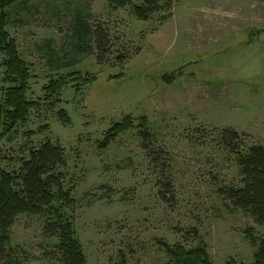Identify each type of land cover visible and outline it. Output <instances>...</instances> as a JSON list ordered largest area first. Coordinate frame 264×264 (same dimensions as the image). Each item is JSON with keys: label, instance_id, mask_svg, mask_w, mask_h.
<instances>
[{"label": "rangeland", "instance_id": "rangeland-1", "mask_svg": "<svg viewBox=\"0 0 264 264\" xmlns=\"http://www.w3.org/2000/svg\"><path fill=\"white\" fill-rule=\"evenodd\" d=\"M77 16L108 30L107 61H98L94 47L75 49ZM7 31L30 65V101L44 98L57 72L52 65L97 76L80 93L65 91L59 109L68 112L69 125L42 107L0 142V165L9 171L47 139L65 148L75 228L88 264H165L159 241L192 249L187 232L193 229L213 264H254L247 231L264 239V228L218 196L219 187L239 178L234 158L213 138L232 129L243 136L242 148L264 144V0H184L151 22L107 0H23ZM119 54L128 58L124 66L115 63ZM171 75L167 84L163 77ZM7 87L0 70V104ZM143 116L157 135L149 152L134 131L98 148L114 124ZM57 243L45 237L37 217L21 216L11 229L23 264H60Z\"/></svg>", "mask_w": 264, "mask_h": 264}, {"label": "trees", "instance_id": "trees-1", "mask_svg": "<svg viewBox=\"0 0 264 264\" xmlns=\"http://www.w3.org/2000/svg\"><path fill=\"white\" fill-rule=\"evenodd\" d=\"M181 1L184 0H142L140 4H134L132 0H107L111 8H130L131 15L141 22H151L158 14L171 12L174 5ZM22 2L0 0V70H3L4 82L8 85L3 90L4 101L0 104V142L18 133L20 127L28 124L32 111L42 107L54 112L63 125H69L71 119L68 112L59 109L65 91L73 87L80 93L83 88L97 81L96 75L68 69L71 64L62 68L52 65L57 72L49 76V82L43 89L44 98L36 102L29 100L33 78L30 65L22 58L16 42L7 31L12 11ZM71 32L74 47L79 53L88 50L94 52V47L98 61H107L113 46L104 26L92 27L77 16ZM127 59L124 54H119L115 63L124 66ZM62 69L68 71L59 72ZM114 77L119 79L122 74ZM170 78L175 80L174 75L164 76L163 80L169 84ZM131 131L136 132L142 149L149 152L157 135L145 116L139 119L126 117L114 124L102 141L97 142V146L100 150H106ZM243 139L241 134L232 129L216 131L214 134L213 142L234 158L239 178L237 184L219 187L217 194L224 202L244 212L264 228V144L242 148ZM1 162L3 151L0 148ZM67 163L65 148L47 139L39 147H32L27 157L20 158L17 169L9 171L0 165V264H23L22 258L11 245V229L21 216L37 217L43 222L45 237L58 241L55 254L60 264H88L75 228L77 200L74 188L67 183ZM165 186L170 193V183ZM187 235L196 244L192 249L159 241L160 250L168 257L165 264H213L200 231L193 229ZM247 238L256 249L254 264H264V239L256 236L252 230L247 231ZM226 264L238 262L230 259Z\"/></svg>", "mask_w": 264, "mask_h": 264}]
</instances>
